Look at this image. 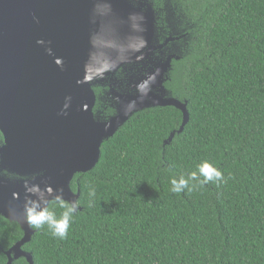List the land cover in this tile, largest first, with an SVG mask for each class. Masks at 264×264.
<instances>
[{
  "label": "trees",
  "instance_id": "obj_1",
  "mask_svg": "<svg viewBox=\"0 0 264 264\" xmlns=\"http://www.w3.org/2000/svg\"><path fill=\"white\" fill-rule=\"evenodd\" d=\"M148 1L164 28L161 43L175 38L167 53L182 52L166 87L187 104L188 124L176 132L183 113L171 106L131 117L104 142L96 167L74 177L81 210L67 237L32 226L23 249L34 264H264V0ZM204 160L226 182L173 193L171 178ZM22 238L0 215V264Z\"/></svg>",
  "mask_w": 264,
  "mask_h": 264
},
{
  "label": "water",
  "instance_id": "obj_2",
  "mask_svg": "<svg viewBox=\"0 0 264 264\" xmlns=\"http://www.w3.org/2000/svg\"><path fill=\"white\" fill-rule=\"evenodd\" d=\"M159 21L148 0H0V215L23 231L8 264H34L23 249L35 233L24 217L25 182L78 201L74 177L96 167L104 142L135 114L175 107L183 113L176 132L184 131L187 104L166 87L182 52L167 53L175 38L161 43ZM98 86L110 89L109 117L95 110Z\"/></svg>",
  "mask_w": 264,
  "mask_h": 264
},
{
  "label": "clouds",
  "instance_id": "obj_3",
  "mask_svg": "<svg viewBox=\"0 0 264 264\" xmlns=\"http://www.w3.org/2000/svg\"><path fill=\"white\" fill-rule=\"evenodd\" d=\"M139 89L146 94L144 85H140ZM201 177L203 179H200ZM209 182L219 185L226 181L222 171L207 160L197 165V171H193L187 176L180 175L179 177H173L170 180L171 191L173 193H181L185 189L191 191L197 185L203 186ZM25 191L28 193L24 203L26 222L35 228L47 226L53 237L65 239L68 235L72 217L78 211V201H65L62 190H54L50 186H45L42 189L39 185H30L28 182H25ZM95 195V190H90L89 196ZM53 204L62 209L59 217L52 208Z\"/></svg>",
  "mask_w": 264,
  "mask_h": 264
},
{
  "label": "flooded vegetation",
  "instance_id": "obj_4",
  "mask_svg": "<svg viewBox=\"0 0 264 264\" xmlns=\"http://www.w3.org/2000/svg\"><path fill=\"white\" fill-rule=\"evenodd\" d=\"M95 91L99 98L96 108H95L96 112L102 114L103 116L109 117L110 116V89L105 86H98L95 88Z\"/></svg>",
  "mask_w": 264,
  "mask_h": 264
},
{
  "label": "rangeland",
  "instance_id": "obj_5",
  "mask_svg": "<svg viewBox=\"0 0 264 264\" xmlns=\"http://www.w3.org/2000/svg\"><path fill=\"white\" fill-rule=\"evenodd\" d=\"M180 11H181V10L179 9L178 6L172 8V13H173V15H174L175 22H176V25H177V26H178V24H180V20H179V18L181 17V16H178V15H180L179 13H181V15H182V12H180ZM178 27H179V26H178ZM162 29H163V28H162ZM163 31H164V29H163Z\"/></svg>",
  "mask_w": 264,
  "mask_h": 264
}]
</instances>
